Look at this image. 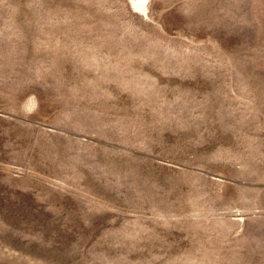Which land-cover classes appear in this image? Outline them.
Segmentation results:
<instances>
[{"label": "rangeland", "instance_id": "374dc122", "mask_svg": "<svg viewBox=\"0 0 264 264\" xmlns=\"http://www.w3.org/2000/svg\"><path fill=\"white\" fill-rule=\"evenodd\" d=\"M0 0V264H264V0Z\"/></svg>", "mask_w": 264, "mask_h": 264}, {"label": "bare ground", "instance_id": "6f19581e", "mask_svg": "<svg viewBox=\"0 0 264 264\" xmlns=\"http://www.w3.org/2000/svg\"><path fill=\"white\" fill-rule=\"evenodd\" d=\"M143 2H144V0H138V1H135V5L141 7L142 5H144ZM141 9H142V7H141ZM142 10H143V9H142ZM144 11H146V10H143V12H144ZM146 12H147V11H146Z\"/></svg>", "mask_w": 264, "mask_h": 264}]
</instances>
